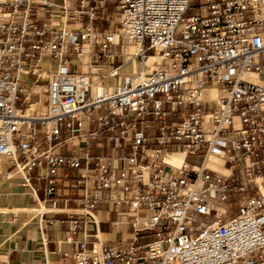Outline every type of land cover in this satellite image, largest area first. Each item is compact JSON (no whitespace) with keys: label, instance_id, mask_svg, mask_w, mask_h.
I'll return each instance as SVG.
<instances>
[{"label":"built area","instance_id":"built-area-1","mask_svg":"<svg viewBox=\"0 0 264 264\" xmlns=\"http://www.w3.org/2000/svg\"><path fill=\"white\" fill-rule=\"evenodd\" d=\"M99 18L110 28L96 27ZM126 43L141 46L137 72L69 68L94 44L99 60L114 62ZM28 77L46 82L41 108L20 105ZM209 88L216 99L203 98ZM64 145L72 155L55 153ZM176 151L186 153L179 168L165 161ZM201 153L199 166L188 163ZM209 155L223 159L227 176L205 167ZM3 164L0 185L16 172L30 187L39 168L47 196L62 168H83L82 217L103 202L132 226L124 246L97 251L77 240L71 220L74 264H264V0H0ZM146 232L154 240L141 245Z\"/></svg>","mask_w":264,"mask_h":264},{"label":"crops","instance_id":"crops-1","mask_svg":"<svg viewBox=\"0 0 264 264\" xmlns=\"http://www.w3.org/2000/svg\"><path fill=\"white\" fill-rule=\"evenodd\" d=\"M95 26L101 31L110 28V25L101 18L95 21ZM98 50L96 44L91 45L87 67V70H98L95 77H102L116 67L119 68L121 75L134 71L133 64L121 53V48H114L118 53L114 62L99 60L95 55ZM80 58L81 61L74 56L68 58L71 71H86L82 56ZM52 65L51 61L44 62L43 70L47 73L54 70L55 67ZM138 66L139 70L140 62ZM33 80V77H28L24 81L27 100H22L21 106L35 105L39 108L45 101L46 82L36 84ZM89 97L91 99L95 97V90H92ZM94 129L93 125L91 130ZM66 137L67 135L64 134V138ZM101 141L103 140H96L94 143L98 145ZM45 148L46 144H43L42 149ZM105 152L108 155L114 154L108 147ZM55 153L69 156L72 155V148L70 145H64L58 147ZM0 171H9V167L3 164L0 166ZM39 171V168L34 169L30 187L22 186L23 176L16 172L13 173L11 180L0 185V264H74L75 244L66 239V232L73 219L79 224L77 240L83 241L89 238V249H92L94 244L97 251H103L115 245L122 247L130 241L132 226L123 224V219L118 217L109 204L100 202L91 210L92 217H82L83 207L78 199L83 191L81 186L75 187V183L85 176L83 168L75 170L62 168L59 190L50 196L46 194V180L38 178ZM43 173H46V170H43ZM65 174L68 175V180L63 179ZM32 190H35L34 196ZM6 194L11 195L10 199L7 200ZM111 195L116 197L114 192ZM153 240V234L146 232L142 234L139 244L144 245Z\"/></svg>","mask_w":264,"mask_h":264},{"label":"bare ground","instance_id":"bare-ground-1","mask_svg":"<svg viewBox=\"0 0 264 264\" xmlns=\"http://www.w3.org/2000/svg\"><path fill=\"white\" fill-rule=\"evenodd\" d=\"M141 46L136 44H130L126 43V51L125 56L126 58L133 64L134 72L138 71V59L136 58V55L139 53ZM83 64L86 67L84 70H87L88 63H89V56L88 52L86 51L85 54L82 56ZM159 60L158 56H151L148 65L152 67V69L155 67L154 62H157ZM120 72V70L118 71ZM248 79H255L256 77L254 75H247ZM217 97V91L214 88H209L207 91H205L203 98L204 99H216ZM42 103L40 104V108L42 107ZM186 157V153L183 151H176L174 153L168 154L165 158V161L174 167H181L184 164V160ZM205 167H209L216 171L218 176L224 177L229 174V170L224 167V161L222 158L214 155H209L206 162ZM198 169V167H196ZM199 170H201L199 168ZM221 208V207H220ZM223 209V208H222ZM220 212H222L220 210ZM224 212V209H223Z\"/></svg>","mask_w":264,"mask_h":264},{"label":"rangeland","instance_id":"rangeland-1","mask_svg":"<svg viewBox=\"0 0 264 264\" xmlns=\"http://www.w3.org/2000/svg\"><path fill=\"white\" fill-rule=\"evenodd\" d=\"M203 4V3H202ZM194 6H199L200 3L196 2L195 4H193ZM112 4L110 5L109 9H108V12L109 13H114V11L112 10ZM193 14L192 12H189L188 15H191ZM45 89L42 90V92H44ZM46 95V93H45ZM45 102H46V97H45V101L43 103V105H45ZM202 159H203V154H198V155H195V156H190L189 160H188V163L191 164V165H200L202 163ZM234 184H239V183H234ZM248 196H251L253 194L252 191H248L246 193ZM241 194L239 191H237L236 193L232 194L230 196V201H229V207L231 209V213H230V217H235L239 214V209H238V199L240 198ZM218 210L222 211V208H218Z\"/></svg>","mask_w":264,"mask_h":264}]
</instances>
